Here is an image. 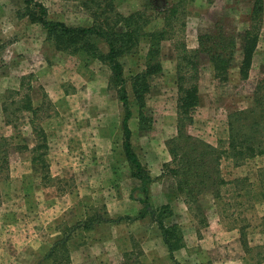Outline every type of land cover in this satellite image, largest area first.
<instances>
[{
	"label": "rangeland",
	"instance_id": "rangeland-1",
	"mask_svg": "<svg viewBox=\"0 0 264 264\" xmlns=\"http://www.w3.org/2000/svg\"><path fill=\"white\" fill-rule=\"evenodd\" d=\"M32 2L44 7L47 21L71 27L105 25L99 9L109 16L110 7H103L112 2L114 14L123 17L144 12L143 19L150 21L142 33L165 31L159 52L150 54V44L141 36L134 51L119 60L131 104L132 147L153 180L151 207L167 206L171 215L164 218V225H177V232L170 239L174 244L170 250L149 214L137 218L143 206L137 201L139 194L131 192L139 182L131 176L123 153V109L110 86L107 65L86 53L58 49L39 24L38 11L23 0H0V164L4 160L0 169V264H31L29 253L38 239H51L54 227L62 231L67 222L77 223L94 214L110 220L103 225L112 228L101 229L100 236L93 238L89 230L76 231L68 242L69 251L104 237L110 239L109 244L95 251L108 252L114 264H264V155L236 167L226 155L228 115L248 107L256 85L264 83V0L257 47L246 79L238 71L244 31L248 24L258 29V21L248 20L254 0ZM171 7L174 15L164 17ZM215 25L227 35L234 30L237 48L222 80L213 76L201 56L199 106L193 111V123L185 129L222 153L224 184L216 193H202L194 204L177 191L168 172L172 167H167L172 161L167 141L176 135L180 95L174 76V44L182 42L187 49H195L197 36ZM122 27L120 23L115 29ZM92 42L103 54L107 51L103 40ZM148 54L158 58L162 70L149 77L144 113L151 119L150 128L141 131L130 77L145 69ZM28 103L36 110L34 114L26 108ZM8 104L12 105L5 108V114L3 107ZM35 126L44 130L45 137L39 136ZM41 161L47 170L37 163ZM20 191H36L31 199L34 211L28 212L21 204ZM144 241L146 248L141 244ZM69 251L65 257L70 260ZM41 260L36 259L37 263ZM59 263L66 264V260Z\"/></svg>",
	"mask_w": 264,
	"mask_h": 264
},
{
	"label": "trees",
	"instance_id": "trees-1",
	"mask_svg": "<svg viewBox=\"0 0 264 264\" xmlns=\"http://www.w3.org/2000/svg\"><path fill=\"white\" fill-rule=\"evenodd\" d=\"M23 2L26 6H31L38 11L39 24L47 32L48 36L54 40L58 49L89 54L101 60L109 68L110 86L114 88L117 99L123 109L121 121L123 153L130 166L131 176L139 182L137 189L134 188L131 192L132 194L135 192L139 194L137 201L143 206L137 218H143L149 214L161 231L165 244L170 250H173L174 244L170 243V239L176 235L177 225H164V218L171 215L167 206L159 209L151 207L149 186L153 180L148 169L140 162L132 147L131 130L129 128V120L132 115L131 104L127 92V80L119 60L120 57L134 51L141 36L149 42L150 54L159 52L160 42L165 39V31H156L149 35L142 33V28L150 21V19H143L144 12L138 11L129 17H123L120 14H114L112 2L103 7L106 9L110 7V10H107L109 16L105 17L106 12L103 9H99V16L104 17L103 23L105 25L97 24L90 27H71L62 22L47 21L45 19V9L42 5L33 3L32 0H23ZM95 4L100 7L102 3L95 1ZM174 10V7H171L167 12L163 13V16L166 18L173 16ZM262 15V0H254L248 20L258 21L259 24L256 31H254V26L248 24L243 34L242 56L238 71L241 79H246L249 72L252 55L257 47ZM120 23H122V28L124 29H115ZM95 39L103 40L105 43L107 51L104 54L92 42ZM236 44L237 34L234 33V30L231 29V35H227L223 27L219 28L217 25L197 36V47L195 49H187L182 42L174 44L176 52L174 76L180 95L177 101L176 135L167 141V147L172 158L171 163L167 167H172L168 168V172L176 182L177 191L183 194L188 202L191 201L194 204H198L197 199L202 193L207 191L216 193L224 184L220 173V157L222 153L204 140L188 134L185 129L193 123V111L199 106V61L201 56H204L211 66L213 76L222 80L224 77L226 78L231 68L237 48ZM150 54L147 55L145 69L130 77L133 100L138 108V127L141 131L150 128L151 119L144 113L145 94L149 89V77L162 70L160 61L158 60L157 62L158 58H152ZM11 105L8 104L6 105L8 107H3L5 114V108L9 109ZM18 108L14 109L15 113ZM26 108L33 114L36 112L34 108L30 107L29 103ZM11 115L14 117V113ZM8 117H10V114ZM10 120L11 117L9 120L7 119V121ZM227 127L229 139L226 155L232 161L233 166L244 165L249 159L264 155V83L262 81L255 87L251 97V104L228 115ZM34 129L40 137H45L42 128L35 126ZM31 160L34 163L33 157H31ZM37 163L47 170L45 161ZM3 167L4 160L0 164V169ZM109 222L111 221L94 214L88 219L63 228V237L53 244L41 262L50 261L53 264H60L59 262L63 259L66 260V264H69V257H65V255L69 251L68 242L74 233L78 230L90 231L97 225ZM58 254H61L62 259L61 257L59 258ZM41 262L37 264H41Z\"/></svg>",
	"mask_w": 264,
	"mask_h": 264
},
{
	"label": "crops",
	"instance_id": "crops-1",
	"mask_svg": "<svg viewBox=\"0 0 264 264\" xmlns=\"http://www.w3.org/2000/svg\"><path fill=\"white\" fill-rule=\"evenodd\" d=\"M29 162H30V166H33L31 156L29 157ZM41 186H42L41 188H43V189L50 188V186H47V185L46 186L41 185ZM149 191H150V186H149ZM35 192L36 191H32L30 193H27V192L20 191V193H21V198H20L21 204L23 203L24 208H26V210L28 212L35 210V206L31 204V199L34 198L33 195ZM67 223L69 224L67 226H72L76 223V221H72L71 223L67 222ZM110 228H112V227H108V226L103 225V224H101V226L97 225V226H95L94 229L90 230L88 232V234H92L91 235L92 238L93 237H99L100 236L99 233L101 232V229L106 230V229H110ZM238 232H239V230H238ZM50 233H51L50 236H52L51 239H50V237L45 238L43 240H42V238H41V240L38 239L37 240V242H38L37 247L33 248L32 251L29 253V254H31V258L33 259L31 264H37L36 259L38 260L41 257L43 259V257L46 255V253H48L50 251L53 244H55L59 239H61L63 237V230L61 231L59 229V226L54 227V230H50ZM228 233H229V231H226V235H228ZM53 236L55 237V239H52ZM73 237H74V235H73ZM105 239L106 238H104V237H100V238H97L96 240H94V242L89 241L90 242L89 244H85V245L83 244L80 247L78 246L79 248L77 247L75 249H71L69 251L71 264H88V263H92V262H94L95 264H114L113 262L112 263L110 262V257H109L108 252H106V251H101V252L95 251L96 247L105 248V246L107 244H109L110 239H106L108 241H105ZM157 241H158V238H157ZM149 243L151 244L150 241H149ZM141 244H142V246H145V248H146L148 245V242L144 241ZM114 250H115V252H114L115 255H118L116 252L117 250L116 249H114ZM145 253H146V255L148 254L146 250H145ZM155 259H156V257H155ZM151 264H159V263L158 262H155V263L151 262Z\"/></svg>",
	"mask_w": 264,
	"mask_h": 264
}]
</instances>
